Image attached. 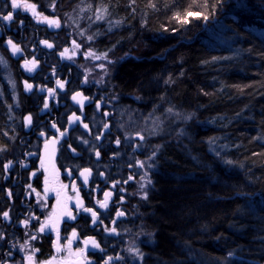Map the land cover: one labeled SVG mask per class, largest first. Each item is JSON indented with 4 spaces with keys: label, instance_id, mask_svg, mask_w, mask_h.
<instances>
[{
    "label": "trees",
    "instance_id": "16d2710c",
    "mask_svg": "<svg viewBox=\"0 0 264 264\" xmlns=\"http://www.w3.org/2000/svg\"><path fill=\"white\" fill-rule=\"evenodd\" d=\"M33 1L58 6L70 35L118 61L124 105L177 113L138 213L151 239L142 264H264V0ZM188 11L209 19L182 23ZM2 58L18 70L0 41V208L27 108Z\"/></svg>",
    "mask_w": 264,
    "mask_h": 264
},
{
    "label": "flooded vegetation",
    "instance_id": "af4514ba",
    "mask_svg": "<svg viewBox=\"0 0 264 264\" xmlns=\"http://www.w3.org/2000/svg\"><path fill=\"white\" fill-rule=\"evenodd\" d=\"M11 4L0 0L1 44L10 53L11 39L21 49L12 56L18 65L33 61L36 67L33 75L24 76L32 85L23 94L28 110L22 116L24 132L3 174L9 183L7 203L0 208V264H25L18 251L24 246L31 247L37 264H132L128 248L137 236L144 260L149 242L138 213L147 177V167L140 163L145 152L135 142L121 140L114 118L115 86L104 92L84 83L81 70L64 57L71 35L58 16L38 10L58 20L55 27ZM9 13L13 19L4 21Z\"/></svg>",
    "mask_w": 264,
    "mask_h": 264
},
{
    "label": "rangeland",
    "instance_id": "374dc122",
    "mask_svg": "<svg viewBox=\"0 0 264 264\" xmlns=\"http://www.w3.org/2000/svg\"><path fill=\"white\" fill-rule=\"evenodd\" d=\"M19 2L21 4V7H19L18 9L22 10L24 13L33 15V10L31 8H25L23 6L24 4L35 5V12L38 13V10L40 11L39 5L33 0H19ZM43 13L51 16H58V18H60L61 20V26L63 30L66 31L68 29L65 21H63L62 17L59 15L58 6L55 5L54 8L50 7V12ZM1 35L2 31L0 30V36ZM68 37L70 38L71 44H69L68 50L64 57L75 64V66L81 70L84 76V83L88 86L97 84L99 90L102 89L104 92L112 91L114 88L113 75L115 66L118 61L116 62L115 59L110 57L111 54L107 55L99 53L92 49H88L87 46H89L91 43L93 44V42L92 40L90 41V39L86 40L87 37L83 36L84 42L82 41V37L76 38L73 33L71 37L69 35ZM9 49L11 50V47ZM10 53L16 58L19 52L13 54L11 50ZM96 57H99V59H97ZM2 61L6 71V79L8 80L12 88V96L15 98V104L17 107L21 108V106L23 107V103L25 102V97L23 94L27 90L25 86L26 78L24 76H26L27 74L33 75L35 70L28 71L24 67L25 62L18 65L17 70L14 67L15 64L10 63V61L6 62L4 58H2ZM18 72L20 73V76L17 75ZM127 98L128 97H126L125 99ZM113 102L115 108L114 118L116 126L120 129L119 131H121V140L133 141L135 142V145H138L141 149H143L144 147L145 156L143 158V164L147 167V177L143 184V195L141 198L143 200L142 203H145L153 189L151 173L156 168V158L159 154L163 142L166 140L165 138H171L172 136H174L175 128L178 124L179 119L176 115L177 113L169 110H165L161 113L155 111L144 113L138 111V106L136 104L134 106L135 108L124 105V103L122 102V98H119L118 95H115ZM172 127H174V131H172ZM177 130L178 129L176 128V132ZM135 135L143 137V140H141V142H138L140 140H135ZM153 152H155V156L152 155ZM150 157L151 159H149ZM145 192L147 193L146 198L144 196ZM139 235V237H143L144 233L142 235ZM137 238L138 236L135 239L131 240L128 248V253L130 254L132 264H141L143 260V252L140 253V243H137ZM150 241V236L146 233L145 242L148 243ZM131 249H138L141 255H137V253L132 251ZM18 251L25 256V264H37L34 260H29V256L33 252L31 250V247L26 248L24 246V248H20ZM52 262V264H58L57 261Z\"/></svg>",
    "mask_w": 264,
    "mask_h": 264
},
{
    "label": "snow or ice",
    "instance_id": "6c2138e0",
    "mask_svg": "<svg viewBox=\"0 0 264 264\" xmlns=\"http://www.w3.org/2000/svg\"><path fill=\"white\" fill-rule=\"evenodd\" d=\"M207 2H208V0H204L205 6H207ZM217 2H218V3H219V2H222V0H217ZM11 6L15 9V8H19V7H21V4H20L19 0H12V4H11ZM23 6H24L25 8H31V9L33 10V15L36 17L37 20L45 21V22H47L49 25H52V26H55V27H59V26H60L58 20H50L48 17H46V16H42L41 14L36 13V12H35V5H27V4H24ZM52 7L54 8L55 5L53 4ZM237 7L245 8V7H247V5L244 4V3L242 2V0H240V2L237 3ZM214 11H215V5H213V13H214ZM188 17H193V18H197V19H201V18H202V19L205 20V21H207V20L209 19V16H208V15H202L201 12L188 11V12H186L185 17H184L182 23H188V22H189ZM102 18H103V16H98V17H97V19H102ZM176 18H177L178 20L180 19V15H179V13H177ZM2 19H3L4 21H11V20L13 19L12 13H9L8 15L3 16ZM234 19H235V18H234ZM20 23H21V25L23 24L22 21H21ZM89 39H91V37H89ZM42 43L46 44L48 47H52V45L49 44L47 41H42ZM7 44L11 47V50H12L13 54L18 53V52L21 51L20 47H19L18 45L14 44L13 41H12L11 39H9V40L7 41ZM66 51H67V50H65V52H66ZM62 55H63V54H62ZM90 55H91V53H90ZM96 58L99 59V57H96ZM24 67H25L28 71H33V70L35 69V67H36V62H33V61H26ZM57 83L60 84V87H61V88L63 87V84H62L60 81H57ZM25 86H26V89H31V88H32V85L27 84V82H25ZM78 95H79V94H77V96H78ZM77 96H73V99H74V100L77 99ZM44 107L47 108V107H48V104L45 103ZM169 111H172V110L169 109ZM190 118H191V117H189V119H190ZM76 119H79V118L77 117ZM26 120H27L28 124H31V122H32V118H31L30 115H29L28 117H26ZM85 127H87V125H85ZM105 127H107V125H105ZM142 138H143V137H141V139H142ZM117 143H119V141H117ZM96 154H97V156H98V155H99V152H97ZM152 155L155 156V152H153ZM149 159H151V157H150ZM11 163H12V162L9 161V164H11ZM140 163H141V166H143V162H140ZM227 163H231V162L228 161ZM7 167H8V165H5V168H7ZM86 171H87V170H86ZM149 183H150V181H149ZM141 187H144V185H142ZM144 196H145V198L147 197V193H146V192L144 193ZM106 198H107V194H106ZM101 207H102V208L107 207V204H106V203L101 204ZM85 211H89V212H91L92 210H91V209H85ZM117 215H123V213H118ZM4 216L7 217V216H8V213L5 212V213H4ZM92 216H93V222L95 223V220H96V213H95V212H92ZM44 230H45L44 227H41V228L39 229V231H41V232H43ZM111 231L114 232L115 229H112ZM73 235H75V233H73ZM34 238H35V237H33V239H34ZM86 243H87V242H86ZM92 243H93L94 247L99 248V244H97L94 240L92 241ZM131 250L134 251V252H136L137 255H141V254L139 253V250H138V249H131ZM37 251H38V249H37ZM231 255H232V253H229V256H231ZM31 259H32V257L29 256V260H30V261H31ZM111 259H112L111 257L108 258L109 261H110ZM105 264H108V261H105Z\"/></svg>",
    "mask_w": 264,
    "mask_h": 264
},
{
    "label": "bare ground",
    "instance_id": "6f19581e",
    "mask_svg": "<svg viewBox=\"0 0 264 264\" xmlns=\"http://www.w3.org/2000/svg\"><path fill=\"white\" fill-rule=\"evenodd\" d=\"M11 54V53H10ZM12 57V54L10 55ZM13 58V57H12ZM15 60V58H13ZM25 97V96H24ZM26 97L24 98V101H25ZM22 107V106H21ZM23 109H25V102L23 103ZM28 110L26 109L25 112H27ZM24 112V113H25ZM21 137V136H20ZM19 140V139H18Z\"/></svg>",
    "mask_w": 264,
    "mask_h": 264
},
{
    "label": "water",
    "instance_id": "95a60500",
    "mask_svg": "<svg viewBox=\"0 0 264 264\" xmlns=\"http://www.w3.org/2000/svg\"><path fill=\"white\" fill-rule=\"evenodd\" d=\"M137 137H139V136H137Z\"/></svg>",
    "mask_w": 264,
    "mask_h": 264
}]
</instances>
